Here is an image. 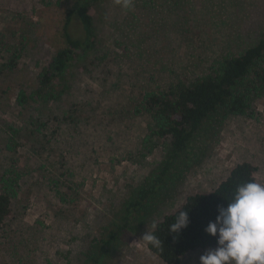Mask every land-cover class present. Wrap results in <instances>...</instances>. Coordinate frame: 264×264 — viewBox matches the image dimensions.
<instances>
[{
    "label": "rangeland",
    "instance_id": "1",
    "mask_svg": "<svg viewBox=\"0 0 264 264\" xmlns=\"http://www.w3.org/2000/svg\"><path fill=\"white\" fill-rule=\"evenodd\" d=\"M47 1L0 0V39L23 47L17 69L0 70V188L12 180L16 192L0 226V264H166L143 236L187 196L209 192L244 161L264 184V93L253 100V117L208 118L163 174L169 139L147 137L139 93L191 81L256 44L264 0H131L129 9L105 0L93 13L95 45L65 77L62 98L22 106L17 94L35 90L63 46L67 4ZM56 180L60 190L73 188V200H61ZM151 185L119 229L138 191ZM113 232L118 238L105 245ZM214 248L179 264H199Z\"/></svg>",
    "mask_w": 264,
    "mask_h": 264
},
{
    "label": "trees",
    "instance_id": "2",
    "mask_svg": "<svg viewBox=\"0 0 264 264\" xmlns=\"http://www.w3.org/2000/svg\"><path fill=\"white\" fill-rule=\"evenodd\" d=\"M47 0H42L45 4ZM105 0H49L54 6L67 4L60 29L63 46L47 60L39 72L38 85L31 94L21 90L16 97L20 105L34 101H58L69 87L67 74L78 60L95 45L93 13L96 6ZM78 25L79 29H76ZM78 31V32H77ZM80 32V33H79ZM23 55V47L10 45L0 39V70L12 72L17 69ZM264 93V36L258 42L239 54L222 56L210 67V71L191 81L168 83L165 88L145 89L139 93L137 114L148 118L150 134L158 139H169V152L162 174L197 140L208 118L229 115L253 117V100ZM64 119H72L69 111L62 113ZM57 117V116H56ZM149 139V138H148ZM160 181V177L159 180ZM62 201L73 200V188L66 184L60 190L54 181ZM257 182L256 167L248 161L235 164L229 175L209 192L194 193L176 209L155 224L148 233L159 238V247L146 241L147 248L166 264H179L191 251L216 247V238L208 235L205 228L218 215V207L231 202L238 185ZM156 189L155 186L141 188L136 200L127 207L124 224L130 223V216ZM70 193V194H69ZM16 194L14 182L4 181L0 188V226L11 213V199ZM187 211L189 223L178 232H170L178 213ZM120 232V231H119ZM118 233V232H116ZM118 236L114 232L103 241L109 245Z\"/></svg>",
    "mask_w": 264,
    "mask_h": 264
},
{
    "label": "clouds",
    "instance_id": "3",
    "mask_svg": "<svg viewBox=\"0 0 264 264\" xmlns=\"http://www.w3.org/2000/svg\"><path fill=\"white\" fill-rule=\"evenodd\" d=\"M129 9L131 0H114ZM218 215L205 232L216 238V247L199 257V264H264V184L245 182L237 186L231 202L218 207ZM189 223L187 211L181 210L170 232H178ZM155 229V225H153ZM153 247L161 241L153 234L143 236Z\"/></svg>",
    "mask_w": 264,
    "mask_h": 264
}]
</instances>
